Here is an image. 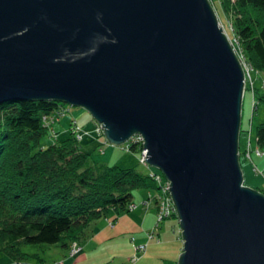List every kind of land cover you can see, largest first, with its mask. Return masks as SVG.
Instances as JSON below:
<instances>
[{
    "label": "water",
    "instance_id": "1",
    "mask_svg": "<svg viewBox=\"0 0 264 264\" xmlns=\"http://www.w3.org/2000/svg\"><path fill=\"white\" fill-rule=\"evenodd\" d=\"M245 70L210 0H0V102L87 108L141 133L170 180L177 264H264V192L245 184Z\"/></svg>",
    "mask_w": 264,
    "mask_h": 264
},
{
    "label": "trees",
    "instance_id": "2",
    "mask_svg": "<svg viewBox=\"0 0 264 264\" xmlns=\"http://www.w3.org/2000/svg\"><path fill=\"white\" fill-rule=\"evenodd\" d=\"M218 2L231 14L237 49L264 72V0ZM253 91L256 108L264 100V91L259 92L256 86ZM63 102L33 98L0 103V250L17 260L27 259L28 252L22 249L25 243L60 242L71 248L70 242L85 236L92 221L107 216L110 208L118 213L136 205V189L157 187L162 191L159 171L117 162H90V151L81 141L96 135L78 118H71L68 135L41 144L43 134L50 130L45 118L53 112L64 115L68 108ZM133 135L120 145L126 151H141L144 140ZM256 144L264 145V121L256 127Z\"/></svg>",
    "mask_w": 264,
    "mask_h": 264
},
{
    "label": "rangeland",
    "instance_id": "3",
    "mask_svg": "<svg viewBox=\"0 0 264 264\" xmlns=\"http://www.w3.org/2000/svg\"><path fill=\"white\" fill-rule=\"evenodd\" d=\"M210 1L219 16V23L228 34L241 60L242 54L237 49V41L229 21L232 18L230 12L224 11L218 4V0ZM241 63L245 70V90L240 133V162L245 184L264 192V145L257 152L259 147L256 144V127L261 121H264V100H261L254 108L253 91L255 86L259 92L264 91V72L245 60ZM245 63L251 67L249 68ZM246 70L251 72L252 85L249 79L247 80L249 73ZM63 103L68 108L64 115H57V112H53L45 118V123L50 127V130L43 134L41 144L47 145L58 138H63L66 134L68 135L71 118H78L79 122L85 124L87 131L91 130L92 134L96 135V138L91 137L81 141L83 148L90 151V162H117L123 166H135L143 171H159L160 175L157 176L164 179L161 181L164 188H166L165 181L167 182V193L174 205L169 192L168 179L157 167L145 162V149L126 151L120 144L109 142L100 123L95 127L96 119L87 108L67 102ZM63 132L66 133L62 134ZM58 134H60L59 137H57ZM251 142L252 148L249 150ZM247 152H249V156ZM134 191L133 200L137 203L136 205L133 204L118 213L110 208L107 216L102 215L92 221L85 236L70 242L72 245L70 250L67 251L60 242L56 244L25 243L22 245V249L28 252L27 259L17 260L6 251L0 250V264H27L24 263L25 260L28 264H177L183 239L175 206H173L175 212L170 213L171 206L167 201L168 195L166 191L162 193L157 187H144ZM158 191H160L159 200L163 201L166 211L162 217H159V210L154 207ZM93 227H97L96 232H93ZM90 238L92 241L86 245ZM141 244H144V247ZM72 250L75 251L72 252ZM133 260L134 262H132Z\"/></svg>",
    "mask_w": 264,
    "mask_h": 264
},
{
    "label": "built area",
    "instance_id": "4",
    "mask_svg": "<svg viewBox=\"0 0 264 264\" xmlns=\"http://www.w3.org/2000/svg\"><path fill=\"white\" fill-rule=\"evenodd\" d=\"M242 57H243V55H242ZM241 57V61L243 62V60H245V58H242ZM245 62H247L246 60H245ZM247 63H249V62H247ZM247 63H245L249 68L251 67L250 65H248ZM250 64V63H249ZM247 67V68H248ZM248 68V69H249ZM247 72H248V70H246ZM249 71H251L250 69H249ZM249 73V75H248V77H247V80L249 79V81H250V84L252 85L253 84V77H252V75L250 74L251 72H248ZM246 80V81H247ZM133 138L134 139H138L139 141H141V142H143V136H142V134L141 133H137V134H134L133 135ZM251 139H252V136H251ZM259 147V146H258ZM250 148H252V142L249 144V150H250ZM246 150H248V148H246ZM259 150H260V147L259 148H257V152H259ZM247 155L249 156V152H247ZM160 179H162L163 181H164V179L163 178H160ZM162 180H160V182L162 181ZM162 184V183H161ZM165 187L166 188H164V187H162V193H164L165 191H166V193H167V182L165 181ZM167 195H168V200L167 201H169V204H170V206H171V211H170V213L172 212H174V208H173V204H172V202H171V200H170V197H169V194L167 193ZM162 210V211H161ZM165 209H164V204H163V201H160V208H159V217H162L163 216V214H165ZM141 246H143L144 247V244H141ZM73 251H75V250H72V252ZM134 260H136V259H134ZM134 260L132 261V262H134ZM131 264V263H130Z\"/></svg>",
    "mask_w": 264,
    "mask_h": 264
},
{
    "label": "bare ground",
    "instance_id": "5",
    "mask_svg": "<svg viewBox=\"0 0 264 264\" xmlns=\"http://www.w3.org/2000/svg\"><path fill=\"white\" fill-rule=\"evenodd\" d=\"M228 35V34H227ZM244 81H245V79H244ZM4 101H6V100H4ZM4 101H2V102H4ZM1 103V102H0ZM100 123V122H99ZM100 125H101V127L103 128V131H104V127H103V125L100 123ZM104 134H105V132H104ZM144 147V146H143ZM144 149H145V151H146V155H148V153H147V148L146 147H144ZM146 157V156H145ZM145 162L148 164V162L145 160ZM148 165H150V164H148ZM161 171V170H160ZM162 172V171H161ZM164 175V174H163ZM166 178V177H165ZM167 179V178H166ZM168 181H169V187H170V180L168 179ZM169 192H170V189H169ZM170 194H171V192H170ZM171 198H172V195H171ZM172 201H173V198H172ZM174 203V202H173ZM173 206H175V204L173 205ZM175 210H176V206H175ZM175 212V211H174ZM176 215H177V212H176ZM183 239V238H182Z\"/></svg>",
    "mask_w": 264,
    "mask_h": 264
},
{
    "label": "crops",
    "instance_id": "6",
    "mask_svg": "<svg viewBox=\"0 0 264 264\" xmlns=\"http://www.w3.org/2000/svg\"><path fill=\"white\" fill-rule=\"evenodd\" d=\"M61 123V122H60ZM61 126H62V123H61ZM86 127V126H85ZM87 129V128H86ZM91 131V130H90ZM155 207V206H154ZM96 229H97V227H93V232H96ZM87 241H89L88 243H86V245H88L89 243H90V241H92V238H90L89 240H87ZM64 248L68 251V250H70L71 248H70V245L69 246H64Z\"/></svg>",
    "mask_w": 264,
    "mask_h": 264
}]
</instances>
